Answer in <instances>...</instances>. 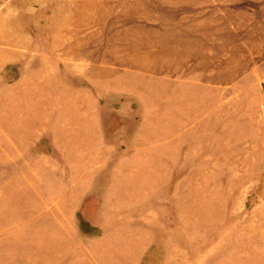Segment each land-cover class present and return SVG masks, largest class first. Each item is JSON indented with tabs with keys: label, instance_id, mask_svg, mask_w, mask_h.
Segmentation results:
<instances>
[{
	"label": "rangeland",
	"instance_id": "374dc122",
	"mask_svg": "<svg viewBox=\"0 0 264 264\" xmlns=\"http://www.w3.org/2000/svg\"><path fill=\"white\" fill-rule=\"evenodd\" d=\"M0 264H264V0H0Z\"/></svg>",
	"mask_w": 264,
	"mask_h": 264
}]
</instances>
